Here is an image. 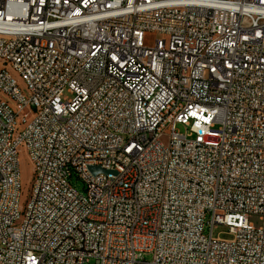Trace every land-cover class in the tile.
Returning a JSON list of instances; mask_svg holds the SVG:
<instances>
[{
  "label": "built area",
  "instance_id": "built-area-1",
  "mask_svg": "<svg viewBox=\"0 0 264 264\" xmlns=\"http://www.w3.org/2000/svg\"><path fill=\"white\" fill-rule=\"evenodd\" d=\"M0 264H264V0H0Z\"/></svg>",
  "mask_w": 264,
  "mask_h": 264
},
{
  "label": "rangeland",
  "instance_id": "rangeland-1",
  "mask_svg": "<svg viewBox=\"0 0 264 264\" xmlns=\"http://www.w3.org/2000/svg\"><path fill=\"white\" fill-rule=\"evenodd\" d=\"M157 35H151L152 38ZM69 96V95H68ZM178 129L182 132H186V128L184 125H178ZM19 157L21 161V178H22V194L20 197V206L23 208L30 196V192L32 189L33 181H34V166L30 160V156L25 146H22L19 149ZM72 184L79 191H83V182L78 179L76 176L72 179ZM250 222L254 224L255 227H260L262 225V218L258 215H252L250 217ZM227 228L225 226H216L214 229V235L218 236L220 234L223 239H230L232 236L227 234ZM146 259H152L151 255H147Z\"/></svg>",
  "mask_w": 264,
  "mask_h": 264
},
{
  "label": "water",
  "instance_id": "water-1",
  "mask_svg": "<svg viewBox=\"0 0 264 264\" xmlns=\"http://www.w3.org/2000/svg\"><path fill=\"white\" fill-rule=\"evenodd\" d=\"M91 170H93L94 172L100 171L99 168H95V167H91Z\"/></svg>",
  "mask_w": 264,
  "mask_h": 264
}]
</instances>
